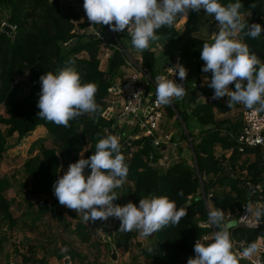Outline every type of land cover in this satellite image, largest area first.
I'll list each match as a JSON object with an SVG mask.
<instances>
[{
  "label": "trees",
  "instance_id": "1",
  "mask_svg": "<svg viewBox=\"0 0 264 264\" xmlns=\"http://www.w3.org/2000/svg\"><path fill=\"white\" fill-rule=\"evenodd\" d=\"M78 1L83 3V0ZM222 2L226 4L232 0ZM241 4L240 11L246 23H259L264 27V0H241ZM0 8L6 11L0 19V28L3 22L16 26L13 37L0 30V160L11 148L7 140L9 137L17 134L18 138H22L39 126L45 128V133L30 144L29 150L33 151L36 145L50 143L51 146L43 147L40 153L45 166H59L63 159L74 163L81 158L80 153H83V158L89 157L95 151L98 140L112 134L114 126H117L114 119L104 116V112L109 89L120 76V68L125 65L126 55L122 51L121 35L112 31L111 40L116 44L115 47L100 37L90 36L84 31L89 25L87 22L76 24L80 17L74 4H60V0H0ZM158 34L168 41L176 40L178 35L173 25L162 27ZM238 36L264 63V33L257 39L249 38L243 32ZM106 45L111 47V55L107 58L106 70H102L100 59L103 46ZM69 58L74 60V67L80 73L82 82H92L98 86L95 100L99 111L92 116L85 114L73 119L69 121L70 126L65 128L40 118L37 101L40 94L39 77L45 72H55L63 67ZM154 66V52L151 49L141 52L140 70L149 72L152 81H155L158 73ZM202 72L198 70V79ZM204 74L211 78V72ZM207 88L208 85L199 89L204 94ZM231 88L234 85L231 84ZM239 105L229 107L228 101L223 100L198 103L191 113H187L174 98L170 105L164 106L168 118L175 117L186 127L190 116L196 117L206 126L196 135L188 132L187 137L194 153V169L180 156L162 171L151 164V158L155 162L161 158L159 150L150 143V140L155 139L154 134L142 135L137 127H132L127 135L130 138L127 144L125 142L128 138L123 137V134L118 135L128 164L126 181L133 185L130 201L138 204L139 199L146 196H167L176 202L178 208L187 207V215L178 225H169L156 232V246L151 247V252L147 251L150 246L143 249L144 263L130 264H187L190 257L194 258L195 242L203 237L211 238L217 230L207 222L211 210L208 205L209 194L214 196L213 207L220 208L227 215L236 214L249 201L254 205H264V161L260 150L246 148L239 152L227 134L239 128L240 124L224 126L223 121L214 118L215 111L225 113ZM160 146H163L161 141ZM216 146L230 150V156L217 157L214 154ZM246 155L254 156V160L244 159L239 162ZM236 169L245 173L242 180L256 187L254 191L245 188L236 179ZM26 170L34 183L30 189L31 194L49 196L53 193L52 186L58 179L55 169L33 168L27 163ZM220 187L228 189L215 193L214 190ZM6 190L7 181L0 179V211L9 219ZM47 202V198L42 201L41 210L46 208ZM58 205L56 199L48 208L57 211ZM262 229L264 221L259 230L247 229L250 234L248 242L255 240L257 232ZM135 234V230L124 232L123 249L128 248ZM232 240L234 251L244 248L236 242L234 229Z\"/></svg>",
  "mask_w": 264,
  "mask_h": 264
},
{
  "label": "clouds",
  "instance_id": "2",
  "mask_svg": "<svg viewBox=\"0 0 264 264\" xmlns=\"http://www.w3.org/2000/svg\"><path fill=\"white\" fill-rule=\"evenodd\" d=\"M88 21L108 25L113 32H130L131 44L138 52L149 49L160 39L158 30L171 27L177 18L187 20L189 11L203 10L218 22L219 30L211 43H204L200 58L202 71L211 72L208 87L212 99L227 96L228 106L243 105L255 113L264 112V63L250 51L237 36L243 32L257 39L264 33L259 23H246L242 18L241 0L223 3L222 0H83ZM174 73L183 81L186 68L177 63ZM40 94L37 101L39 117L56 125L69 127V121L82 115L92 116L99 111L95 95L98 86L84 83L69 58L55 72L39 77ZM234 85L230 88L229 85ZM186 94L185 87L172 78L159 76L156 83V102L167 106ZM76 162L53 184V195L65 208L75 210L84 222L102 223L109 218L119 221L122 232L136 231L141 238H149L169 225H178L187 215V207L178 208L167 196H146L138 204L131 201L123 206L114 204L118 197L115 189L126 182L128 164L122 153L120 138L109 133L95 144V151L87 158L83 153ZM90 169L86 172L85 169ZM247 215L254 218L255 226L264 221V205L249 201L244 206ZM220 208L208 212L207 222L217 229L211 238L197 240L193 246L194 258L187 264H239L242 259L256 257V264H264L258 257V245L250 242L241 251L233 250L232 230L236 222L226 219ZM151 252L152 248L147 247Z\"/></svg>",
  "mask_w": 264,
  "mask_h": 264
},
{
  "label": "rangeland",
  "instance_id": "3",
  "mask_svg": "<svg viewBox=\"0 0 264 264\" xmlns=\"http://www.w3.org/2000/svg\"><path fill=\"white\" fill-rule=\"evenodd\" d=\"M71 3L74 4L80 17V20L76 24L82 21L89 24L84 30L86 33L94 32L101 37L108 36L110 32L108 27L92 24L88 21L82 2L78 0H60V4L67 5ZM3 11L0 8V19L6 13V11ZM190 16H193V14L190 13ZM179 19L182 20V17L177 18V21ZM97 30H99V33H97ZM118 34L122 37V46L135 59L138 51L132 46L131 38L124 35L123 32H118ZM107 41L109 45L115 47L116 44L111 39ZM152 45L153 43H151V48ZM110 55L111 47L107 45L103 46V54L100 59L101 69L106 70L107 58ZM200 65L201 59H198L196 66L199 67ZM131 67L127 66L130 71L126 68H120L121 74L114 80V83H127L132 72H134V68L131 69ZM188 93L196 99V103L197 101L200 102L201 99L196 92L194 83L193 90L187 92L182 99L177 100L182 109H185L184 105H186V110L190 111L191 108L187 106L190 95ZM184 100L186 103L182 105ZM122 102V96H110L107 100L106 109L111 114L107 115V117L112 118V115L116 116L120 114L122 112ZM245 109L243 105H239L227 114L220 115L214 113V118L219 121L229 122L230 124H240ZM186 124L187 127L175 117L168 118L164 115V111H162V117L154 129L155 140L163 142V146L159 149L161 158L153 164L161 171L167 168L170 163L176 161L179 156L184 159L189 167L194 169V153L191 148L190 139L187 136L188 132L192 135L198 134L204 129L205 125H202L197 119L191 116L186 121ZM114 127L112 134L116 136L123 134V137L128 138L125 144L129 143L130 140L127 135L130 134L131 125L123 122ZM44 133L45 128L41 126L37 127L31 135L18 138L17 134H14L7 139L11 148L0 160V179L7 181L5 197L10 218L4 217V213L0 211V264H65V260L71 264L144 263L143 249L147 246H156V233L154 236L152 235L145 239L141 238L136 232L135 236L129 241L128 248L125 250L123 249L124 232L119 229V221L116 218H111L110 237L117 250V260L111 262L109 259V246L102 241V234L97 225L102 224L101 221L97 220L94 223L84 222L82 216L77 214L75 210L65 208L62 205H58L57 211H52L48 207L49 204L56 200L53 193L49 196L42 194L36 196L30 193V189L34 183L31 181L26 170L27 163L33 168L55 169L58 173V178L67 171L68 165L70 164L65 159L62 160L59 166H45L42 164L40 158L41 149L43 147H50V143L36 145L33 151L29 150L30 144ZM140 133H142L141 130ZM214 154L217 157L223 156L224 158L229 155L227 151H223L219 146L215 147ZM244 159L252 161L254 160V156H243L239 162H242ZM85 171L90 172V169L86 168ZM244 175V172L236 169V176L242 182ZM227 189V187H220L215 189L214 192L219 193ZM132 190L133 185L126 181L121 188L114 190L118 197L113 203L123 206L130 202ZM45 198L48 199L47 206L41 210V203ZM208 199L209 208L212 210L214 209L212 205L214 196L210 194L208 195ZM240 211L241 209L237 213ZM237 230L240 233L239 237L242 235L243 240H246L250 236L247 228L240 224L237 225L234 232ZM257 236L264 238V229L257 232ZM237 243L239 247H245L247 242H241L240 240ZM239 262L245 264V259Z\"/></svg>",
  "mask_w": 264,
  "mask_h": 264
},
{
  "label": "built area",
  "instance_id": "4",
  "mask_svg": "<svg viewBox=\"0 0 264 264\" xmlns=\"http://www.w3.org/2000/svg\"><path fill=\"white\" fill-rule=\"evenodd\" d=\"M5 25L8 24L3 22L1 24V28H3ZM8 26L11 29V32L8 34V36L13 37L16 26ZM97 33H99V31H97ZM88 34L92 37H100L104 41H107L108 39H111L113 32L110 29V32L106 37H101L94 32ZM123 34L131 38L130 32L126 31L123 32ZM122 51L126 55L125 64H127L129 67L132 66V68H134V72L131 74L127 83L113 85L109 89V93L112 96L123 97L122 112L116 116L112 115V119H114L115 125H120V123L125 122L130 124L131 127H137L139 131L141 130L142 135H153L154 129L158 124L159 119L162 117V111H164L165 115L164 106L158 105L156 102L157 82L152 81L150 77L146 75V73L140 70L141 52H138L139 55H137V57L134 59L131 58V56L128 54V51L124 47L122 48ZM32 84H35V82ZM108 112L111 114L110 111L105 110V117L109 115ZM227 136L230 140L235 142L239 152H243L246 148H258L264 161V112L255 113L252 110L245 109L243 112L241 127L236 131L228 132ZM150 143L156 147L157 150H159L161 147L160 142L156 141L155 139L150 140ZM154 163V159L151 158V164ZM227 168L228 166L225 167L226 170ZM255 189L256 187L252 186L250 191H254ZM226 218L231 220L235 219L237 221V225L240 224L247 229L259 230L261 227V224L255 226L254 218L250 215H247L244 207L241 208L240 212L234 215H227ZM204 238L205 237H203V239ZM254 242L258 245L259 259L264 260V238L258 236ZM239 251L241 250L238 249L235 252ZM68 264L71 263L68 262ZM245 264H256V257L245 259Z\"/></svg>",
  "mask_w": 264,
  "mask_h": 264
},
{
  "label": "crops",
  "instance_id": "5",
  "mask_svg": "<svg viewBox=\"0 0 264 264\" xmlns=\"http://www.w3.org/2000/svg\"><path fill=\"white\" fill-rule=\"evenodd\" d=\"M190 13H192L193 16H190ZM242 18H243V16H242ZM106 27L109 28V26H106ZM173 27L177 31V34H178L176 40L168 41V40L160 37V39L158 41L153 42L152 48L151 47L149 48L154 52V56H155L154 70H157V72H158L156 77H155V81H156V78L159 76H165L168 79H171V78L173 79V76L176 75L174 73V66L177 63L183 65L187 70V75H186L185 79L182 81V84L186 89V93L193 90V85L195 83L196 92L198 93V95L201 99L200 102L197 101V103H196V101H195L196 99L194 97H192L190 93H188L190 95H189V97L187 95V97H188L187 106L189 108H191V110L187 111L186 105H184V107H185V110L187 111V113H191L192 109L198 103H211V102H205V101H206V99L212 98L213 95H211V92L213 91V89H211L210 87L207 88V90H206L207 93L206 92H205L206 94L204 93L205 95L202 94L201 90L199 89L200 87L208 85L211 78L205 76V74H204L205 72L204 73L202 72L200 74L199 79H198L196 77V74H197L198 70L202 71L201 65H203L204 62L201 60V65L199 67L196 66V63L198 62V59H201L200 58V52H201L203 44L204 43H211L213 41L216 32H218V30H219V25H218V22L216 21V25L214 26L212 33L209 34V29L205 23L204 16L201 15L200 13L189 11L187 20L182 17V20L179 19L177 22H175L173 24ZM97 31H99V30H97ZM237 38L239 39V36H237ZM138 55H139V53H138ZM197 56H198V59H197ZM127 66L128 65L125 64L122 68L128 69ZM131 69H133V68L131 67ZM144 73H146V72H144ZM149 74H150L149 72L146 73L147 76H149ZM120 83L121 82H118V83H115L114 85H118ZM229 87L231 88V84L229 85ZM110 96L112 97V95L109 93L108 98ZM108 98H107V100H108ZM219 100H223L225 102L228 101L227 96L219 98ZM219 100H217V101H219ZM214 102H216V101H214ZM185 103L186 102L184 100L182 105ZM235 108L236 107H233L231 110H233ZM106 110H108V109H106ZM231 110H229L225 113H219L217 111H215L214 113H218V114L222 115V114H227ZM108 114H109V112H108ZM191 117H193V116H191ZM193 118L196 119V117H193ZM226 124L235 125V124H230L229 122H224L223 125L226 126ZM241 124H242V121L240 123V127H241ZM39 127H41V126H39ZM205 128H206V126H204V129ZM239 128H237L236 130H238ZM236 130H234V131H236ZM229 132H232V131H229ZM223 151H227L229 153V155L226 157V158H228L230 156L231 151L230 150H223ZM239 236H240V233L238 231H236L235 232L236 242L240 241V240H241V242L246 241L247 242L245 245V247H246L249 243L248 238H246V240H243L242 235H241V237H239ZM254 241L255 240H252L251 242H254ZM8 264H12V263H8Z\"/></svg>",
  "mask_w": 264,
  "mask_h": 264
},
{
  "label": "water",
  "instance_id": "6",
  "mask_svg": "<svg viewBox=\"0 0 264 264\" xmlns=\"http://www.w3.org/2000/svg\"><path fill=\"white\" fill-rule=\"evenodd\" d=\"M199 13L204 16L205 23H206V25H207V27L209 29V34H211L214 26L216 25V21L214 20V17L206 15L203 10H200ZM1 30L5 31L7 34H9L11 32V29H10V27L8 25H5ZM173 80L175 82H177V83L182 84V81L179 79V77L177 75L173 76ZM217 100H219V99L210 98V99H206L205 102H214V101H217ZM31 134H32V132H28L26 135H31ZM227 173L230 176L236 178L235 176L230 174L228 171H227ZM236 179L245 188H249V189L252 188L251 185L242 182L238 178H236ZM233 221H235L236 225H237V221L235 219H233ZM110 225H111V218H109L106 222H103L102 224H99L98 228H99V230H100V232L102 234V236H101L102 241L109 246V249H110L109 259H110L111 262H115L117 260V250H116V246L114 245V243L112 242L111 237H110ZM154 234H153V236H154ZM64 263L68 264V261L65 260Z\"/></svg>",
  "mask_w": 264,
  "mask_h": 264
}]
</instances>
